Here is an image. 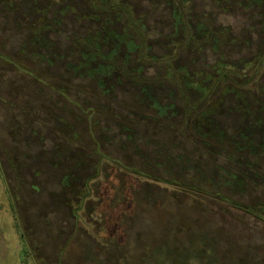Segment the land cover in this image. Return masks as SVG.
I'll return each instance as SVG.
<instances>
[{
	"label": "rangeland",
	"instance_id": "rangeland-1",
	"mask_svg": "<svg viewBox=\"0 0 264 264\" xmlns=\"http://www.w3.org/2000/svg\"><path fill=\"white\" fill-rule=\"evenodd\" d=\"M127 1L145 26L146 55L160 57L145 75H164L152 89L162 118L128 77L108 78L105 92L101 75L70 67L79 61L76 38L101 29L105 18L85 17L90 0H0V264H151L159 253L180 250L195 264H264V168L249 151L229 157L185 130L186 102L170 65L211 71L222 58L264 86V5L184 0L185 31L166 0ZM111 17L118 32H133L125 17ZM203 25L226 38L206 41ZM43 36L51 46L41 45ZM133 39L139 42L137 34ZM123 52L138 65V50ZM200 93L190 90L195 99ZM260 95L248 96L254 109ZM238 102L228 94L215 117L240 141L236 129L256 120ZM255 133L259 138L262 129ZM112 159L208 196L139 177ZM230 172L244 174L245 186ZM83 191L89 196L80 206Z\"/></svg>",
	"mask_w": 264,
	"mask_h": 264
},
{
	"label": "trees",
	"instance_id": "trees-1",
	"mask_svg": "<svg viewBox=\"0 0 264 264\" xmlns=\"http://www.w3.org/2000/svg\"><path fill=\"white\" fill-rule=\"evenodd\" d=\"M160 1L161 0H155L157 4ZM166 1L174 6L175 24L177 26L179 24H185V31H189V29L191 30V25H188L187 20L190 16L188 13L183 11L184 4L182 3L184 0H181L182 2H178V0ZM251 1L255 4L264 5V0ZM90 6L93 9V12L91 11L90 13H87L85 17L88 16V18L91 17L93 19L94 17L97 18L104 15L105 18H102L103 22L101 29L89 33L84 37L76 38L75 46L80 53L79 61L76 65L70 64V67L75 71L83 69L90 77L101 75L100 85L105 88V92H109V89L106 87L108 85V78L113 75L128 77L135 84L142 86V102H146L149 98L153 99L152 89L154 88L156 80H160L161 77H164V75L152 78L145 75L146 66H148L151 61L160 57L148 56V54L146 55L145 52L150 49V46H148V41L144 33L145 26L142 23V19L135 16L133 5L127 0H90ZM69 7L71 9L73 8L72 5L67 6L66 8ZM113 14L125 17L127 20V26L129 29L133 30V32H128L130 31L128 29H125L124 32H118L115 28H113L112 26L116 21L111 17ZM202 27L204 28V34L207 37L206 41H211L212 39L222 40L226 38V33L222 30H216L214 27L210 28L208 25H203ZM135 34L139 37V42H136L133 39ZM193 37L194 35H192V38ZM195 39L199 40V45L205 41L197 37H195ZM40 40L42 41L41 45L43 47H49L52 45V41H49L47 37L43 36ZM109 45L112 49L107 51L106 48ZM123 47L127 48L129 52L134 50L139 51L138 59L135 60L138 63L137 66L131 65L130 54L127 52L124 53ZM260 56L262 55L260 54ZM170 65H173L174 71L178 72V75L175 77L179 80V83L175 85H177L186 102V116L183 124V126H185V130L189 129L191 135L205 142L207 145L221 146L222 149L227 151L229 157L237 158L238 156H242L243 153L249 151L257 156L258 163H260L258 165L264 168V97L261 95L258 97L257 109H254L253 105L248 100V96L250 94L256 93L259 95L262 90L264 91V86L259 84L254 77H241L239 75L241 72L240 66L235 63L230 64L222 58L212 66L211 71L202 70L191 73V71L186 68L177 69V67L174 66V63H171ZM259 76L260 78L264 77V70ZM198 78L202 79L198 80ZM192 88L201 92L197 99L190 95V90ZM230 93H234L239 101L237 108L246 115H253L256 120L255 125H251L250 129L245 130L242 127H238L236 129L235 133L241 136L240 141L236 140L235 134L229 135L224 129L223 124L216 120L215 117V113L222 107L224 98ZM148 106L151 109L153 108V111L159 116V118H162L165 114L163 108L158 106L157 99L154 100L153 105L148 104ZM257 128H261L262 133L259 138L255 139L254 136L257 135L255 133ZM112 160V164L122 170H131L132 173L137 174L139 177L155 179L158 182H163L171 186L183 188L184 190L199 193L200 196H208L205 191L197 189L196 187L185 185L188 183L186 181L179 182L174 179L158 178L138 169H130L122 165L120 162L114 159ZM229 175L238 187L245 186L247 183V178L244 174L230 172ZM70 177L72 179V176L70 175H67L65 178L67 186H70ZM262 178H264V173L262 174ZM86 187L87 183H85L82 187V190ZM80 194L83 196L77 197L80 199L77 204H80L81 206L83 204L82 201L86 199L89 194L85 195L84 191L80 192ZM221 200H225L233 206L242 208L247 212L255 211L256 213H259L260 210L262 211V207H248L235 201L229 202L227 198ZM260 215H262V217L264 216V214ZM164 250L166 251V249ZM125 263L129 264L127 261H125ZM151 264L195 263H191L190 259L183 253L182 250H180L173 257H166V255L162 256L159 253L158 257H155V259L151 261Z\"/></svg>",
	"mask_w": 264,
	"mask_h": 264
}]
</instances>
